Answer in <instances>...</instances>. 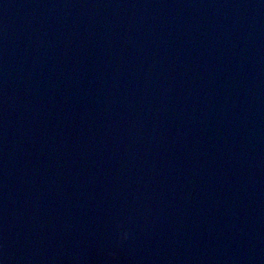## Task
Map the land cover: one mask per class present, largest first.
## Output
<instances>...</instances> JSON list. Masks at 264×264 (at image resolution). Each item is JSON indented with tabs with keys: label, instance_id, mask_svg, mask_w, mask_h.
Masks as SVG:
<instances>
[{
	"label": "water",
	"instance_id": "water-1",
	"mask_svg": "<svg viewBox=\"0 0 264 264\" xmlns=\"http://www.w3.org/2000/svg\"><path fill=\"white\" fill-rule=\"evenodd\" d=\"M0 261L264 264V0H0Z\"/></svg>",
	"mask_w": 264,
	"mask_h": 264
},
{
	"label": "clouds",
	"instance_id": "clouds-1",
	"mask_svg": "<svg viewBox=\"0 0 264 264\" xmlns=\"http://www.w3.org/2000/svg\"><path fill=\"white\" fill-rule=\"evenodd\" d=\"M123 235H124V237L126 238L127 234L125 233V234H123Z\"/></svg>",
	"mask_w": 264,
	"mask_h": 264
},
{
	"label": "snow or ice",
	"instance_id": "snow-or-ice-1",
	"mask_svg": "<svg viewBox=\"0 0 264 264\" xmlns=\"http://www.w3.org/2000/svg\"><path fill=\"white\" fill-rule=\"evenodd\" d=\"M0 264H2V261H0Z\"/></svg>",
	"mask_w": 264,
	"mask_h": 264
}]
</instances>
